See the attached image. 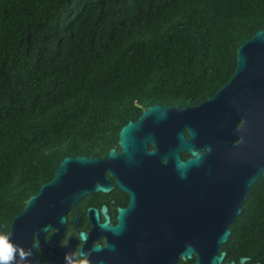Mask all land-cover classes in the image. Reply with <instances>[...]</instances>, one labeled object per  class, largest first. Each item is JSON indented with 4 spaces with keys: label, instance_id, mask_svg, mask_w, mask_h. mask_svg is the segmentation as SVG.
Instances as JSON below:
<instances>
[{
    "label": "trees",
    "instance_id": "1",
    "mask_svg": "<svg viewBox=\"0 0 264 264\" xmlns=\"http://www.w3.org/2000/svg\"><path fill=\"white\" fill-rule=\"evenodd\" d=\"M261 30L264 0H0V235L64 158L103 157L147 107L211 97ZM229 229L224 262L264 264L262 177Z\"/></svg>",
    "mask_w": 264,
    "mask_h": 264
},
{
    "label": "water",
    "instance_id": "2",
    "mask_svg": "<svg viewBox=\"0 0 264 264\" xmlns=\"http://www.w3.org/2000/svg\"><path fill=\"white\" fill-rule=\"evenodd\" d=\"M117 145L120 152L111 148L103 159L64 158L53 178L27 199L6 234L32 250L26 264H65L77 241L58 245L64 214L82 196L111 190L109 177L128 193V206L117 210L114 226L105 207L102 223L97 210H87L91 229L79 234L80 258L87 254L89 264L193 258L194 264H234L224 262L221 247L250 187L264 179V30L238 47L234 74L211 97L196 106L147 107L120 129ZM180 153L189 157L182 161ZM48 230L56 232L44 242ZM102 236L105 246L93 247Z\"/></svg>",
    "mask_w": 264,
    "mask_h": 264
},
{
    "label": "flooded vegetation",
    "instance_id": "3",
    "mask_svg": "<svg viewBox=\"0 0 264 264\" xmlns=\"http://www.w3.org/2000/svg\"><path fill=\"white\" fill-rule=\"evenodd\" d=\"M184 136L187 138L186 132H184ZM113 148H115L118 153L120 152L118 145ZM147 150L148 151L153 150V145L151 143L147 144ZM104 156L97 158L103 159ZM179 156L182 161H185L189 157L187 153H180ZM108 177H109V171H104L103 178L106 179ZM107 184L112 187L111 190H108L107 192H101V191L92 192L82 196L76 203L72 205L69 212L67 214H64L66 223L64 226L63 235H61V238L58 242V245L60 247L66 246L68 243V238L73 237L77 241L75 245L74 253L79 252L80 248L83 246V243L79 240L80 232L88 233L91 229V223L87 218V210L89 208L98 211L99 221L100 223H102L104 222L105 219L100 210L101 207H105L107 209V215L109 217V225L114 226L117 224V219H116L117 210L126 208L128 206L130 198L128 193L122 190L117 185L115 177H109L107 179ZM55 232L56 230H48L44 236V242H48L52 234ZM34 239L36 240L35 237ZM97 245L104 247L105 237L102 236L100 238H96L95 240H93L92 246L95 247ZM246 258L248 259L247 261H249L250 258L249 257ZM225 263H229V262H225ZM234 264L236 263L234 262Z\"/></svg>",
    "mask_w": 264,
    "mask_h": 264
},
{
    "label": "clouds",
    "instance_id": "4",
    "mask_svg": "<svg viewBox=\"0 0 264 264\" xmlns=\"http://www.w3.org/2000/svg\"><path fill=\"white\" fill-rule=\"evenodd\" d=\"M81 239H85L84 234L81 235ZM0 242L7 246L6 250L0 251V264H26L28 257L32 255L31 249L25 251L19 245H15L9 236L0 235ZM93 251H98V249L93 248ZM80 256L79 252L65 253V264H89L87 254H83V259H80Z\"/></svg>",
    "mask_w": 264,
    "mask_h": 264
},
{
    "label": "snow or ice",
    "instance_id": "5",
    "mask_svg": "<svg viewBox=\"0 0 264 264\" xmlns=\"http://www.w3.org/2000/svg\"><path fill=\"white\" fill-rule=\"evenodd\" d=\"M7 246L3 244V242H0V251L6 250Z\"/></svg>",
    "mask_w": 264,
    "mask_h": 264
}]
</instances>
